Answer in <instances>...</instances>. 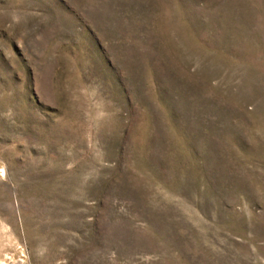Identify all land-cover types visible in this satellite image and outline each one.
<instances>
[{"label": "rangeland", "instance_id": "374dc122", "mask_svg": "<svg viewBox=\"0 0 264 264\" xmlns=\"http://www.w3.org/2000/svg\"><path fill=\"white\" fill-rule=\"evenodd\" d=\"M0 264H264V0H0Z\"/></svg>", "mask_w": 264, "mask_h": 264}]
</instances>
